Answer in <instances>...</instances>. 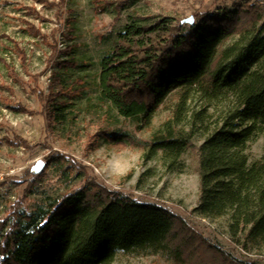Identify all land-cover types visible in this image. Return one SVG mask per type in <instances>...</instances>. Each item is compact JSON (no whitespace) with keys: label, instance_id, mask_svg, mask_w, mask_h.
Wrapping results in <instances>:
<instances>
[{"label":"trees","instance_id":"1","mask_svg":"<svg viewBox=\"0 0 264 264\" xmlns=\"http://www.w3.org/2000/svg\"><path fill=\"white\" fill-rule=\"evenodd\" d=\"M225 1L227 7L194 14L193 24L143 17L123 26L113 46L103 51L95 77L106 119L123 118L140 132L150 128L167 101L174 109L147 141L134 132H110L106 126L86 139L90 150L100 139L112 147L137 148L142 160L157 158L169 171L194 148L199 200L193 212L204 220L226 218L230 245L246 256L261 255L264 153L250 161L246 150L264 130V8L258 0ZM50 45L54 59L58 45ZM54 66L70 69L74 64L58 60ZM6 69L14 82H21L11 66ZM36 80L27 89L37 97L41 112L19 103L7 106L44 115L50 134L67 130L85 81L75 78L67 86L52 72L44 94ZM195 95L204 102L202 109L187 113ZM198 133L202 140L194 147ZM13 136L3 141L29 146L21 136ZM44 160L45 168L65 183L62 193L43 196L27 209V197L39 192L44 172L26 170L0 183L29 181L24 194L0 217V264H112L120 254H166L171 264H248L198 235L165 205L109 190L67 155L50 151Z\"/></svg>","mask_w":264,"mask_h":264},{"label":"rangeland","instance_id":"2","mask_svg":"<svg viewBox=\"0 0 264 264\" xmlns=\"http://www.w3.org/2000/svg\"><path fill=\"white\" fill-rule=\"evenodd\" d=\"M63 1L59 7L60 0H43L42 3L35 0H0V58L21 79V82H14L8 75L7 65L0 59V85L9 88L0 89V183L5 177H21L38 160L46 165V155L56 151L89 168V177L96 178L109 190L128 193L144 202L165 205L188 222L198 235L217 244L232 257L243 259L248 264H264V251L261 255L252 253L246 256L230 245L226 218L204 220L193 212L199 200L197 152L194 148L181 156L175 170L169 171L157 158L142 160V152L137 148L112 147L100 139L90 150L92 147L88 148L86 139V136L106 126L110 132H134L147 141L152 131L159 128L174 109V103L167 101L152 118L150 128L140 132L123 118H117L115 122L106 119L105 109L100 107L95 77L103 51L113 46L123 26L143 17H173L180 21L202 11L227 7L228 3L225 0ZM258 1L264 8V0ZM50 44L58 45V55L54 59ZM68 48L71 49L69 52ZM58 60L71 62L74 66L70 69L56 68L54 62ZM52 72H58L67 86L75 78L85 81L84 95L75 100L76 117L67 130H60L56 135L47 131L44 115L15 112L7 106L19 103L29 110L41 112L37 97L27 87L29 84L34 86L36 78L39 88L47 94ZM203 104L195 95L187 104V113L200 111ZM196 125L198 128L199 124ZM13 134L24 138L29 146H11L3 141L5 137L14 138ZM195 136L193 145L197 147L202 138L200 133ZM263 153L264 130L248 144L246 155L253 161ZM43 169L45 175L37 184L39 192L27 197L24 204L27 209L41 201L43 196L60 194L66 188L53 169L45 166ZM28 182L14 184L8 181L0 186V217L8 205L24 194ZM112 264L171 262L166 254H120Z\"/></svg>","mask_w":264,"mask_h":264},{"label":"water","instance_id":"3","mask_svg":"<svg viewBox=\"0 0 264 264\" xmlns=\"http://www.w3.org/2000/svg\"><path fill=\"white\" fill-rule=\"evenodd\" d=\"M181 23L183 24H193L194 20H193V16L190 17H186V19H182L180 20ZM45 164L43 163L42 160H38L34 165H32L31 172H33L34 174H39L41 173L44 169Z\"/></svg>","mask_w":264,"mask_h":264}]
</instances>
